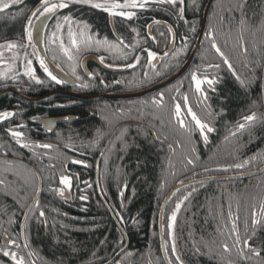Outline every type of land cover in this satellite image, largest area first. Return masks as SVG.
<instances>
[{
  "label": "trees",
  "instance_id": "1",
  "mask_svg": "<svg viewBox=\"0 0 264 264\" xmlns=\"http://www.w3.org/2000/svg\"><path fill=\"white\" fill-rule=\"evenodd\" d=\"M11 1L5 0L0 5ZM209 1L183 0L181 3L177 0L175 5L165 3V6L144 9L125 8L122 11L134 15L130 20L122 16L119 20L120 24L130 23L141 30H146L151 21H165L174 30L186 32L191 50L199 37ZM40 4L41 0L13 2L7 14L16 20L9 23L8 19L0 18V46H3L0 47V62L11 63L9 70H0V80L8 75V71L19 73L18 63L32 62L25 43V29L29 12ZM104 13L89 4L69 3L61 16L73 15L91 28L108 30ZM22 15H26L23 23L17 21ZM17 37L21 38V43ZM213 42L229 60L239 80L212 47ZM8 43H15L18 47L8 49ZM195 62L193 65L204 70L208 79L216 81L211 86L207 83V88L203 86L204 90L197 92L191 90L195 82L188 81L192 74L185 80L186 97L193 111L214 129L211 133L205 131L207 142L196 124L189 120L184 129L178 123L170 124L166 128L167 134L163 113L155 107L152 121L156 137L159 141L166 138L164 142L171 145L170 149L148 134L145 138L133 134L124 139L123 147L116 150H81L92 160L80 161L82 166L73 161H60L69 158L64 150L59 151L62 157L58 161H26L38 170L43 181L36 206L41 207L44 216L39 220V226H31L34 242L45 256L42 264H166L161 244L160 214L167 196L176 186L194 173L205 178L227 177L264 168V0H216ZM1 84H4L3 80ZM79 114L83 116L82 121L69 125L64 131V145L75 142L69 137H89L99 129L98 122L94 123L96 118L87 120L88 114L83 111ZM253 114L256 119L246 122L244 117ZM239 124H244V128L240 129ZM232 128L236 129L231 131ZM232 133L235 136H230ZM8 152L10 157L22 158L19 150L9 149ZM98 155L105 157L104 161H97ZM107 157L114 159L105 161ZM189 160L192 163H188ZM237 164L242 167L237 168ZM62 176L73 182L69 192L71 201L60 198V192L68 189L60 183ZM0 181V228L18 231L24 214L11 209L12 205L18 206L13 200H17L15 196L20 191L28 194L31 190L32 195L26 199L28 207L38 193L39 179L20 163L0 162ZM178 203L180 210L173 227L169 228ZM262 204L264 174L250 179L208 182L178 191L169 202L164 217L170 262L264 264ZM253 212L261 220V225L255 229L251 223ZM33 214L32 210L26 226ZM16 218L14 227L12 221ZM233 222L241 237L238 245H234ZM244 239H248L250 247L261 252L259 257L243 248ZM225 242L229 244V252L223 250ZM238 249H243L245 255L241 256Z\"/></svg>",
  "mask_w": 264,
  "mask_h": 264
},
{
  "label": "flooded vegetation",
  "instance_id": "2",
  "mask_svg": "<svg viewBox=\"0 0 264 264\" xmlns=\"http://www.w3.org/2000/svg\"><path fill=\"white\" fill-rule=\"evenodd\" d=\"M114 3L122 2L116 1ZM139 3L143 4L144 1ZM161 4L165 6V3H159L158 0H148L145 7L138 8L157 7ZM37 7L32 8L27 19V24L29 18L32 20V32L37 19L41 17L39 13L36 16H32V12ZM116 11H122V9H117ZM62 12L63 9L48 27L45 36V49L49 61L56 68L70 76L73 84H68L59 78L57 79L61 83L57 84L44 72L40 67V60L44 59L34 50L32 40L29 43L27 33H25L26 47L33 58L31 67L40 83H37L31 76L25 75L27 62L17 64L20 67L19 73L17 71L11 74L8 71V75L0 80V114L4 112L13 113L7 119L0 120V162L20 163L29 168L32 173H35L39 179L41 175L38 170L26 161H35V163L58 161L62 157L59 151L62 150L67 152L69 158H62L60 161H92L88 153L82 154L80 151L90 150L91 148L116 150L123 147L124 139L133 134H139L142 138L147 137L146 134H148L153 140H158L152 121L155 118V107L163 113L167 134L169 133L167 129L170 124H179V120L175 116V105L177 104L181 106L179 119L184 121L185 127L188 120L195 123L188 114V108L192 109L190 102L187 99V103H185L184 100L187 94L185 80L195 73L198 79L205 81L201 84V89L203 86L204 88L208 87L206 81L209 80L208 76H205L204 70L193 65L197 56L182 78L157 93L144 97L138 96L171 80L187 64L195 45L190 50V41L185 31H176L167 22L160 20L151 21L146 30L137 29L130 23L120 24L119 17L121 16H111L105 11L104 14H106L108 20V30H98L91 28L88 24L81 23L73 15L69 16V14L66 16L70 17V22H65V16H61ZM58 23L64 26L65 30L63 31L65 32L69 31V28L72 30L77 27V30L72 32L77 34L78 47L72 46L69 32L68 38L64 41L68 43L69 50L73 56L72 60H69L59 47L60 31L57 32L56 28ZM112 24H114L115 30ZM151 25H154L152 30L149 29ZM85 26L87 27L85 28ZM50 28L53 29V33H56V36L55 38L52 36V40L49 42L47 35ZM82 30L86 36L92 37L90 43L80 42L79 33ZM97 41L100 43H97ZM104 41H107V43H104ZM149 52L155 54V59L150 60ZM90 56H94L96 59L88 62L87 69H84V59ZM101 57H103V63L101 62ZM137 58L139 59L137 60ZM44 62L53 74L48 63L45 60ZM129 65L132 66L130 67ZM5 66L8 67L5 68ZM10 66V62H0V70H9ZM73 68H75V75L73 74ZM191 68H193L194 72L190 70ZM2 80L4 84H1ZM188 81L194 82L192 76L189 77ZM85 85L87 86L85 87ZM191 90H196L194 83ZM8 92H17L24 99L15 94L2 96ZM161 94H163L162 104H154L153 100L159 99ZM81 97L85 99H81ZM198 108L199 106H197ZM80 111L89 115L87 120L96 118L94 123L98 122L97 126L99 129L95 130L92 136L89 137H69L75 142L64 145V131L69 129V125L73 126L76 123H80L83 119V116L79 114ZM192 112L199 119L197 112L193 111V109ZM62 119L65 122L55 127L50 123L45 124V126L43 124L46 120ZM234 129L236 128H232L231 131ZM10 130L23 134L20 143H17V138L11 135ZM231 135L235 136V133ZM168 136L170 137V135ZM165 140L166 138L158 141L170 149L171 145L164 142ZM21 143H27L30 147H21ZM42 144H50L51 148L37 146ZM9 149L21 151L22 158L10 157ZM104 158L99 156L97 161H104ZM113 159L112 157H107L105 161H112ZM78 164L82 166V163ZM193 176L196 177L192 178ZM193 176L191 175L186 179L188 181L209 179V177H200L197 173H194ZM76 179L80 180L79 178ZM72 185L73 182H71V186L68 189H64L63 195L60 196L61 199L71 201L72 197L69 192L72 190ZM66 193L69 194V199L62 198ZM31 195V190L28 191V194L25 191H20L19 195L15 196L18 197L17 200H13L18 206L12 205L11 209L18 210L24 214L19 230L7 231L3 227L0 228V262L4 264H16V261L11 257L13 252L17 254L18 258H23L24 264H42V261L45 260L42 250L34 242L31 230V226H39L41 224L39 221L42 218L39 214L42 211L41 207L35 204L31 209L34 214L31 217L30 224L26 226V221L31 211L26 218L25 224L23 223L27 210L36 197H33L30 205L26 207V199ZM32 219L34 220L32 221ZM12 222L15 227L17 218ZM118 227L121 229V225L118 224ZM6 240L8 241L7 244H5ZM13 240L15 241L14 244L11 243ZM4 251H8L10 255L4 256Z\"/></svg>",
  "mask_w": 264,
  "mask_h": 264
},
{
  "label": "snow or ice",
  "instance_id": "3",
  "mask_svg": "<svg viewBox=\"0 0 264 264\" xmlns=\"http://www.w3.org/2000/svg\"><path fill=\"white\" fill-rule=\"evenodd\" d=\"M13 2L18 3L19 0H13ZM158 2L159 3H168V4H171V5H175L177 0H158ZM182 2H183V0H181V3ZM69 3L89 4L90 7L96 8V9H102L103 11L108 12L109 15H111V16H122V17H125L126 19L130 20V19H132L134 13L124 12V11H116V10L117 9H125V8H137V7L143 8L148 3V0H144L143 4L138 3V0H125L124 3H110V4L109 3L93 2V0H59V2H54V0H41L40 7H38L35 11L32 12V16H36L37 13H39L41 16H48V15L56 14L58 12V10L67 8L69 6ZM9 6L10 5H8V4L0 5V11H3L5 8H7ZM182 11L183 10L181 9V12ZM64 21L65 22H70V17L65 16L64 17ZM241 23H243V21H241ZM86 27L87 26H85V28ZM31 28H32V20H31V18H29L27 27L25 29V31L27 33V39H28L29 43H31V40H32ZM56 28H57V32H59L61 30V28H62V25L58 23ZM79 35L81 37V40H80L81 43H84V42L90 43L91 40H92V37L91 36H86V34H85V32L83 30L79 33ZM55 36H56V33H53V37L54 38H55ZM69 37H70L72 46L73 47H78L77 34L73 33L71 28H69ZM97 43H100V42L97 41ZM104 43H107V41H104ZM0 47H3V46H0ZM16 47H18V45L15 44V43H8L7 44V48L8 49H12V48H16ZM59 47L61 48V50L63 51L64 55L67 56V58L69 60L73 59V56H72L70 50L64 46L63 41L60 42ZM212 47L221 56V58L223 59V62L226 65H228L229 70H232L231 63L224 56L223 52H221L220 48L217 47L215 42H213ZM246 51H247V49H245V52ZM148 55H149L150 60L155 59V54L154 53L149 52ZM53 58L55 59V57H53ZM138 59L139 58H137V60ZM101 62L103 63V57H101ZM31 63L32 62L30 60L27 62L25 75L31 76L32 79H35L37 83H40V81L35 76L34 70L31 67ZM129 66L131 67L132 65H129ZM40 67L57 84L61 83V81L59 79H57V77L55 75H53L49 71L48 66L44 62V60H40ZM215 67L218 68L219 65H216ZM73 74L75 75V68H73ZM232 74L234 76H236L237 80L240 79L239 76L236 75L234 70H232ZM77 79H79V77H77ZM192 80L195 82L196 91L200 92L201 91V84L203 82H205V81H202V80L198 79L195 73H193V75H192ZM206 82L210 86L214 85L216 83V81L212 80V79H209ZM241 83H243V81H241ZM86 86L87 85H85V87ZM184 100H185V103H187V97L186 96L184 97ZM162 102H163V94L160 95L159 99L153 100V103L157 104V105H161ZM180 114H181V106L179 104H177V105H175V116L179 120L180 127L181 128H185L184 121L182 119H179ZM188 114L191 116L192 120L195 121L196 127L200 130V133L203 136L205 142H207L208 137H207V135H205V131H207L208 133H211V132L214 131V129L212 127H210L207 123H204L200 119H198L196 114L194 112H192V109L190 107L188 108ZM12 115H13V113L4 112V113L0 114V120L7 119L8 117H10ZM244 119H245L246 122H251V121L256 119V116L254 114L253 115H248V116L244 117ZM244 126H245L244 124H239L238 125V127L240 129H243ZM11 135L13 137L17 138V143H20V140H21L22 135H23L22 133L11 131ZM37 146L38 147H43V148H51L50 144H42V145H37ZM21 147H30V145L27 144V143H21ZM73 163H80V161H73ZM188 163H192V161L189 160ZM245 163H247V162H245ZM236 167L240 168V167H242V165L237 164ZM0 183H2V181H0ZM60 183L63 184L65 187H70L71 186L70 178L67 177V176H62L61 180H60ZM60 194L63 195V191H61ZM81 198L82 199H87L86 197H81ZM185 199H187V197H185ZM179 210H180V204L178 203L176 205V211H174L172 213V216H171L172 224H169V228L173 227V225L175 223V220H176V213ZM260 213H261L262 216H264V204H262L261 207H260ZM39 214H40L41 217L44 216V212H42V211ZM229 215L231 216V213ZM252 216H253L252 222H251L252 223V228L255 229L257 225H261V220L256 218V213L255 212H253ZM262 226H264V225H262ZM232 232L235 235L234 245L241 244V237H240V234H239V231L237 229V225H236L235 222H233V224H232ZM253 234H254V232H253ZM7 243H8V241L6 240L5 244H7ZM11 243L14 244L15 241L13 240V241H11ZM222 247H223L224 252H229L230 251V247H229L228 243H226V242L223 243ZM243 248L247 249V251L251 252L252 255H254V256L259 257L261 255L260 251H258L255 248H252V247L249 246L248 239H244L243 240ZM238 251H239L241 256L245 255V252H244L243 249H238ZM173 252H175V247L174 246H173ZM3 255L4 256H9L10 253L8 251H4ZM11 257H12V259L14 261H16V264H24L23 258H18L16 253H14V252L11 253ZM176 259L179 260V256H177Z\"/></svg>",
  "mask_w": 264,
  "mask_h": 264
},
{
  "label": "water",
  "instance_id": "4",
  "mask_svg": "<svg viewBox=\"0 0 264 264\" xmlns=\"http://www.w3.org/2000/svg\"><path fill=\"white\" fill-rule=\"evenodd\" d=\"M216 0H210L206 10H205V15L203 18V22H202V27H201V31H200V35L198 38V41L196 43V46L191 54L190 59L188 60L187 64L182 68V70L176 75L174 76V78H172L171 80L167 81L164 84H161L149 91H146L144 93H142L141 95H138L139 97H144L150 94H154L157 93L159 91H161L162 89H164L165 87H167L168 85L176 82L177 80H179L180 78H182L186 72L189 70V68L191 67L192 63L194 62L204 39V35L206 32V28H207V24H208V18H209V14L211 11V8L214 4ZM40 7V6H39ZM38 8V7H37ZM61 13V10H58V12L56 14H52V15H48V16H41L37 19L34 28H33V32H32V44L34 45V50L48 63L51 71L53 72V74L65 81L68 84H73V80L70 78V76H68L66 73L62 72L61 70H59L58 68H56L47 58V54H46V49H45V36H46V32L48 30V27L50 26L51 22L54 20V18L59 15ZM111 19H113L111 17ZM165 24V23H164ZM169 26V25H166ZM113 29L115 30L114 24H112ZM154 27V25H151L149 27L150 30H152V28ZM95 57L94 56H90L84 59L83 62V66L84 69H87V63L90 61H95ZM263 92H264V87H263ZM8 94H15L17 96H19L20 98H23L20 94H18L17 92H8V93H4L2 96H6ZM24 99V98H23ZM81 99H85L83 97H81ZM65 120H54V121H49L46 120L45 122H43L44 126L47 123H50L51 125H54V127L58 124L64 123ZM47 127V126H46ZM264 174V168L260 169L259 171L253 172V173H249L246 175H242V176H234V177H216V178H209V179H203V180H196V181H188L187 179L184 180L181 184H179L178 186H176L171 193L167 196L163 207L161 209V214H160V235H161V244H162V251H163V256H164V260L166 264H171L168 254H167V250H166V242H165V235H164V217H165V212L166 209L169 205V202L171 201L172 197L175 195V193H177L178 191L193 186V185H197V184H202V183H208V182H217V181H230V180H239V179H250V178H254L257 176H260ZM42 188H43V182L41 180V178L39 177V190L38 193L34 199V201L32 202V204L30 205L29 209L27 210V213L25 215L24 218V224L26 221V218L28 216V214L30 213L31 209L33 208V206L37 203L40 194L42 192ZM63 198H68L69 199V194L66 193ZM126 237V236H125ZM127 239V237H126ZM128 242V241H127ZM128 246L123 250L122 253H124L127 250Z\"/></svg>",
  "mask_w": 264,
  "mask_h": 264
},
{
  "label": "rangeland",
  "instance_id": "5",
  "mask_svg": "<svg viewBox=\"0 0 264 264\" xmlns=\"http://www.w3.org/2000/svg\"><path fill=\"white\" fill-rule=\"evenodd\" d=\"M3 1H5V0H0V2H3ZM142 1H144V0H138V3L139 2H142ZM13 3V1H11V2H8L7 4L8 5H11ZM102 3H114V2H112V1H110V0H104ZM10 7V6H9ZM9 7H7V8H5L3 11H1L2 13H3V15H1L0 16V18H6V19H8L7 21L9 22V23H12L13 21H15V20H12V18L9 16V14H7V10L9 9ZM30 13V12H29ZM25 16V17H24ZM19 18H21V19H19ZM24 18H26V15H22V17H17V21H20V22H22L23 23V19ZM75 29H72V31H74V30H77V27H74ZM63 30H65V28H64V26H62V28H61V30H60V37H59V42H61V41H63V43H64V46L66 47V48H68L69 49V46H68V43H65L64 41L68 38V32L69 31H63ZM19 33V32H18ZM17 33V34H18ZM14 36H16V35H14ZM52 36H53V29L52 28H50L49 29V31H48V35H47V40L50 42L51 40H52ZM18 39V41H20L19 43H21L22 41H21V38L20 37H17ZM15 41H16V38H15ZM61 52L63 53V51L61 50ZM64 54V53H63ZM7 63H9V62H7ZM8 66H5V68H7Z\"/></svg>",
  "mask_w": 264,
  "mask_h": 264
},
{
  "label": "bare ground",
  "instance_id": "6",
  "mask_svg": "<svg viewBox=\"0 0 264 264\" xmlns=\"http://www.w3.org/2000/svg\"><path fill=\"white\" fill-rule=\"evenodd\" d=\"M238 176V175H237Z\"/></svg>",
  "mask_w": 264,
  "mask_h": 264
}]
</instances>
